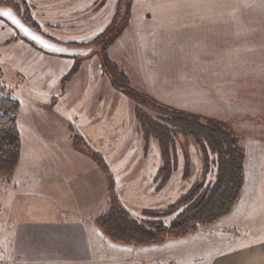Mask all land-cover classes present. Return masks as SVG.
<instances>
[{"label": "rangeland", "instance_id": "obj_1", "mask_svg": "<svg viewBox=\"0 0 264 264\" xmlns=\"http://www.w3.org/2000/svg\"><path fill=\"white\" fill-rule=\"evenodd\" d=\"M129 1L124 0L117 21L125 18V4ZM232 1L235 4L221 1L211 4L204 1L132 0L129 22L121 35L109 45L107 53L138 91L159 100L150 91L171 95L170 89L181 88L186 95L182 92L174 94L178 100L159 101L180 109L186 105L184 110L229 123L241 139L246 156H252L250 165L254 168L251 172L255 182L256 170L264 172V0ZM62 2L65 3V0H0V5L12 6L29 25L32 23L45 35L69 46H79L71 45L73 43L91 46L92 40L104 32L114 19L102 32L94 35L112 13L115 0H83L84 5L75 3L74 7H82V14L78 16L84 19L73 18L74 13L64 12ZM234 7L240 9L241 16H236L234 22L223 24L222 10L230 8L226 12L232 14ZM154 17L156 21H153ZM152 33L154 37H151ZM15 39L23 38L14 26L0 17V96L10 95L6 86L8 80L14 83L23 81L20 73L15 75V67H21L19 71L22 74L32 76V85L22 89L18 98L22 102L18 117L20 122L34 119L46 134L49 129L44 126H54L56 136L63 134L66 142L69 141L68 121L57 120L51 113V106L41 107L42 112L35 117L29 95L32 87L36 98L44 104L49 95L54 96L52 104L54 99L57 103L58 98L61 100L64 96L63 111L87 113L99 108L108 110L107 134L111 143L107 147H91L82 136L80 143L72 139L75 150L97 164L88 177L84 176L88 179L86 183L82 179L79 182L71 179L70 187L74 192H109V195L113 192L121 206L141 219L144 217L142 208L165 209L195 183L203 179H206V184L214 181L217 169L214 165L204 177V159L199 143L191 137L179 135L178 167L165 186L158 188L159 181L155 179L162 164L158 140L152 137L148 143L145 141L136 117V102L112 85L102 67L100 51L93 54L94 50L86 57H78L85 59L63 85L62 79L73 68L75 58L42 51L48 61L27 60L19 52V56H15ZM227 43L232 45L231 48ZM100 47L97 43L96 48L99 50ZM40 62L49 64L45 73L48 80H43L42 72H38L44 67ZM36 78L38 84L35 83ZM61 124H64L65 131L60 129ZM186 156L191 168L188 177L184 176ZM214 157L211 155V159ZM1 182H6V179L0 178ZM175 215L166 217L165 221L169 222ZM253 216L255 222L251 230H264V210ZM213 224L199 227V239L205 237L220 242L229 236L230 231ZM160 252L158 264H183L170 255L168 244L163 245ZM190 264L198 262L193 260Z\"/></svg>", "mask_w": 264, "mask_h": 264}, {"label": "crops", "instance_id": "obj_2", "mask_svg": "<svg viewBox=\"0 0 264 264\" xmlns=\"http://www.w3.org/2000/svg\"><path fill=\"white\" fill-rule=\"evenodd\" d=\"M176 1L180 3L204 1L211 4L221 1L235 4L230 0ZM65 3H61L65 7L64 12H69L71 15L74 13L73 18L84 19L78 16L82 14V7H74L75 3L84 5L83 0H65ZM117 4L118 0H115L112 13L106 20L104 19L101 29H98L94 35L102 32L111 22ZM237 4L239 5L238 2ZM226 10L229 11L230 8L222 10L223 24L234 22L236 16L238 18L241 16L239 8H232V14ZM156 19L154 17L153 21ZM154 36L155 34L152 33L151 37ZM227 44L231 48L232 45ZM13 46L17 52L15 56H19V52L20 55H25L27 60L48 61L42 50L28 44L24 39H15ZM40 64L44 67L38 72H42L43 80H48L45 73L48 72L49 64L48 62H40ZM14 69L15 75L20 73L23 81L14 83L8 80L6 86L10 91L8 96L18 99L21 97V90L32 85V76L22 74L19 71L21 67ZM184 77L187 79L186 76ZM35 83L38 84L37 78ZM170 91L171 95L156 90L157 93L152 91L150 93L160 101L170 102L178 100L174 97L176 93L182 92L186 95L181 88H173ZM29 95L33 107L31 111H34L35 117L42 112L41 107L51 106V113L57 120L68 121L69 141L66 142L63 134L61 137L56 136L54 126L45 125L44 127L49 129L46 134L41 131L40 124L36 125L34 119L20 122L17 118L22 137L20 162L12 179L0 183V263L158 264V257L162 254L160 249L168 244L170 255L178 258L183 264H190L193 260H197L198 264H264V230H251L252 223L255 222L253 215L264 210V192H262L264 172L257 169L253 182L251 170L253 171L254 168L250 162L251 155L246 156L245 183L240 199L230 214L213 224L230 231L229 236L224 237V240L214 242L210 241L213 239H205V237L199 239L198 230L187 235L188 237L172 239L161 244L137 246L116 243L108 238L96 223L97 217L108 209L109 192H74L70 187L71 179L76 182L82 179L83 183H86L90 172L97 167L96 161L75 150L73 135L76 133L82 136L91 147H107L111 143L107 134L108 110L99 108L95 112L71 113L62 110L64 96L60 97L61 100L58 98L57 103L52 104L54 96L49 95L44 104L36 98L33 87L30 88ZM20 104L18 117L22 108L21 101ZM184 107L187 109L186 105ZM60 126V129L65 131L64 124ZM57 128L60 130L59 127ZM27 140L29 142L26 144ZM178 248L181 249L176 252Z\"/></svg>", "mask_w": 264, "mask_h": 264}, {"label": "trees", "instance_id": "obj_3", "mask_svg": "<svg viewBox=\"0 0 264 264\" xmlns=\"http://www.w3.org/2000/svg\"><path fill=\"white\" fill-rule=\"evenodd\" d=\"M123 2L119 0L113 21L92 40L91 46L95 47L93 54L100 51L102 67L112 85L136 102V117L145 141L148 143L152 137L158 140L162 157L155 179L159 181L158 188L165 186L178 167L179 135L191 137L199 143L204 159V177L211 165L217 168L214 181L206 184V179H203L195 183L165 209L142 208L141 214L144 217L141 219L121 206L117 195L110 192L109 207L97 217V225L116 243L145 246L195 233L201 225H210L230 214L244 187L246 151L241 139L226 121L167 105L130 85L128 76L107 53L109 45L121 35L129 22L132 0L125 4V18L117 21ZM120 22L122 24L119 27ZM97 43L101 46L99 50L96 48ZM71 45L84 46L77 43ZM84 59L75 58L73 68L62 79L63 85H66ZM20 106L18 99L0 96V178L6 180L13 177L21 158L22 137L17 122ZM73 139L82 142L78 134H74ZM211 155L215 156L214 159H211ZM190 173V162L186 156L184 176L188 177ZM174 214L175 217L169 222L165 221L166 217Z\"/></svg>", "mask_w": 264, "mask_h": 264}, {"label": "water", "instance_id": "obj_4", "mask_svg": "<svg viewBox=\"0 0 264 264\" xmlns=\"http://www.w3.org/2000/svg\"><path fill=\"white\" fill-rule=\"evenodd\" d=\"M4 13H7V15ZM0 17L14 26L23 39L48 54L76 58L86 57L95 50L93 46H69L66 43L52 39L29 25L12 6L0 5Z\"/></svg>", "mask_w": 264, "mask_h": 264}, {"label": "built area", "instance_id": "obj_5", "mask_svg": "<svg viewBox=\"0 0 264 264\" xmlns=\"http://www.w3.org/2000/svg\"><path fill=\"white\" fill-rule=\"evenodd\" d=\"M166 264H169V262H167Z\"/></svg>", "mask_w": 264, "mask_h": 264}, {"label": "snow or ice", "instance_id": "obj_6", "mask_svg": "<svg viewBox=\"0 0 264 264\" xmlns=\"http://www.w3.org/2000/svg\"><path fill=\"white\" fill-rule=\"evenodd\" d=\"M5 15H7V13H4Z\"/></svg>", "mask_w": 264, "mask_h": 264}]
</instances>
